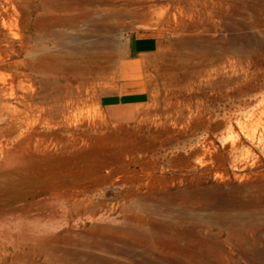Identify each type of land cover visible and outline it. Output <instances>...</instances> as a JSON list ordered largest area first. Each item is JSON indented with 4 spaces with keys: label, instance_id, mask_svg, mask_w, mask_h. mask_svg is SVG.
<instances>
[{
    "label": "rangeland",
    "instance_id": "rangeland-1",
    "mask_svg": "<svg viewBox=\"0 0 264 264\" xmlns=\"http://www.w3.org/2000/svg\"><path fill=\"white\" fill-rule=\"evenodd\" d=\"M49 1L0 0V264H264V147L230 144L262 125L264 0ZM132 30L148 98L106 110ZM41 100L45 154L2 104Z\"/></svg>",
    "mask_w": 264,
    "mask_h": 264
},
{
    "label": "crops",
    "instance_id": "crops-1",
    "mask_svg": "<svg viewBox=\"0 0 264 264\" xmlns=\"http://www.w3.org/2000/svg\"><path fill=\"white\" fill-rule=\"evenodd\" d=\"M161 39L155 34L131 31L127 35L124 55L116 69L113 90L101 93L100 102L106 110L136 107L148 98L145 87L148 66L157 58Z\"/></svg>",
    "mask_w": 264,
    "mask_h": 264
},
{
    "label": "bare ground",
    "instance_id": "bare-ground-1",
    "mask_svg": "<svg viewBox=\"0 0 264 264\" xmlns=\"http://www.w3.org/2000/svg\"><path fill=\"white\" fill-rule=\"evenodd\" d=\"M92 1V0H91ZM99 1H101L102 2V0H99ZM104 1V0H103ZM50 3L51 2H53V0H50L49 1ZM55 2L57 3V4H59L60 5V8L62 9V6L64 7V6H66L67 8H70V7H73L74 5H75V3H77L78 1H76V0H55ZM93 2V1H92ZM100 3V2H99ZM51 5V4H50ZM65 7V8H66ZM43 9V12H45V9L44 8H42ZM74 9V8H73ZM89 9V8H88ZM103 9V8H102ZM106 9V8H105ZM10 11V10H9ZM70 11H71V9H70ZM2 12H4V13H8L9 14V12H8V10H7V8L6 9H4ZM10 16V15H9ZM4 17V16H3ZM6 17V16H5ZM37 17H38V15H37ZM5 21V20H4ZM6 24H7V22H5ZM52 25V21H51V18H49L47 15H43V17L42 18H38V22H37V24L34 26V30L37 32V33H40L41 35H42V33H45V35H47V32H48V30H49V27ZM7 26V25H6ZM52 33V32H51ZM49 34V33H48ZM17 35V33H14V36H16ZM53 35H54V33H52V37H53ZM15 38V37H14ZM45 39H47L46 37H44ZM48 38H50L49 36H48ZM41 40V39H40ZM44 40V39H43ZM36 42V41H35ZM39 42V41H38ZM44 44V43H43ZM44 47V46H43ZM43 51L45 50V49H42ZM46 50H47V48H46ZM42 51V52H43ZM1 52V51H0ZM31 51H29V53H30ZM45 52V51H44ZM39 53H41V52H39ZM28 54V53H27ZM33 54V53H32ZM42 54V53H41ZM40 54V55H41ZM29 55V54H28ZM39 55V54H38ZM38 55H37V57H38ZM44 55H46L45 53H44ZM32 56V55H31ZM34 56H36V55H34ZM43 55H41V57H42ZM26 58V57H25ZM36 58V57H35ZM47 58V57H46ZM32 59V58H31ZM44 59H45V57H44ZM33 61L35 60V59H32ZM38 60V59H37ZM25 61V60H24ZM31 61V60H30ZM32 61V62H33ZM46 62V61H45ZM0 63H1V58H0ZM16 63V62H15ZM23 63V62H22ZM27 63V62H26ZM42 63H43V61H42ZM41 63V64H42ZM19 64V63H18ZM40 64V63H39ZM44 64V63H43ZM32 65V64H31ZM30 65V66H31ZM45 65V64H44ZM27 66H28V63H27ZM46 66V65H45ZM44 66V67H45ZM26 67V66H25ZM24 67V68H25ZM43 67V68H44ZM47 67V66H46ZM35 68V67H34ZM41 69V68H40ZM31 70H32V68H31ZM36 70V69H35ZM38 71V70H37ZM36 72V71H35ZM25 73V72H24ZM38 74V73H37ZM45 75H46V71H45ZM44 75V76H45ZM44 78V77H43ZM25 80V79H24ZM44 80V79H43ZM48 80V79H47ZM22 81V80H21ZM43 83V82H42ZM22 84H23V82H22ZM44 84V83H43ZM47 84V83H46ZM7 86H8V84H7ZM11 87V86H10ZM263 87V86H262ZM2 88V87H1ZM13 88V87H12ZM3 89V88H2ZM1 90V89H0ZM7 91V90H6ZM42 91V90H41ZM46 91V90H45ZM12 92V91H11ZM14 93V92H13ZM12 93V94H13ZM6 96H7V94H6ZM42 96V95H41ZM44 97V96H43ZM22 98H25V96H23L22 95ZM45 98H47V94L45 95ZM42 99V98H41ZM47 100V99H46ZM33 102H35V101H33ZM3 104V107H5V109L7 110V112H9V113H14V114H16V115H22V114H26L27 116H26V120L28 121V127H27V129H26V135H27V137H28V141L27 142H23L24 144H23V148L24 149H26V148H30L31 147V144H32V139H35L36 141H35V144H34V147H35V151L36 152H39V153H43V154H45V153H47V148L50 146V145H59L61 142L60 141H54V142H51V141H49L50 139H48V136L51 134V133H49L48 131H42V132H40V131H37V128H35V125L37 124V123H39V121H41V119H43L44 120V122H45V124L47 125V127L50 125V116H53L54 115V112H57V109H58V105H52V104H50V103H48V102H45V100L42 102V100L40 101V103H32V102H28V104H29V107H27L26 109L24 108V109H20L19 107H17V106H14V109L12 110L10 107V105L8 104V103H6V102H3L2 103ZM58 106V107H57ZM264 109V108H263ZM37 112V114L35 115L34 114V112ZM262 112V111H261ZM260 112V113H261ZM255 113V112H254ZM260 113H257L256 112V114H254V118H255V120L256 121H261L262 120V125L260 126V128L258 129V131H257V128H256V130H255V127L258 125L257 123H254L255 122V120L254 121H252L254 124H256V125H254L255 127H254V129L252 128V130H250V132L249 131H247L246 132V134H245V136L244 137H241V136H238V135H235V136H233V138H231V145H232V147L233 148H237V147H239L242 143H244L245 141H248V145H246V147H245V149H246V151H247V153L246 154H249L250 153V151L251 150H253L254 149V142L255 141H257L258 143H260L263 147H264V120H263V118H261V117H263L262 115H264V113H262V115L260 116ZM31 117V118H30ZM250 122V121H249ZM246 123V122H245ZM248 123V122H247ZM251 123V122H250ZM245 125V124H244ZM249 125V124H248ZM260 125V124H259ZM244 126H242V128H243ZM249 127H250V125H249ZM244 129V128H243ZM250 129H251V127H250ZM247 130V129H246ZM249 130V129H248ZM235 131H237L236 129H235ZM243 131V130H242ZM255 131H257V132H255ZM231 133L233 134L234 133V129H233V131H231ZM244 133V132H243ZM23 134H25V133H23ZM51 138V137H50ZM23 139V138H22ZM54 139V138H53ZM52 139V140H53ZM20 142H22V141H20ZM60 146V145H59ZM257 146V145H256ZM52 147V146H51ZM57 147V146H56ZM231 147V146H230ZM231 147V148H232ZM55 148V147H54ZM49 151V150H48ZM47 158H50V156L49 155H47V156H45V159H47ZM13 186V185H12ZM2 189V188H1ZM6 189V188H5ZM14 190V189H13ZM1 191V190H0ZM16 198V197H15ZM13 200V199H12ZM76 204V203H75ZM74 204V205H75ZM83 205V204H82ZM77 206V205H76ZM91 209H93V208H91ZM79 210V209H78ZM84 213V212H83Z\"/></svg>",
    "mask_w": 264,
    "mask_h": 264
}]
</instances>
